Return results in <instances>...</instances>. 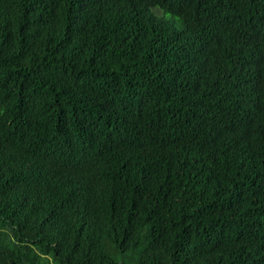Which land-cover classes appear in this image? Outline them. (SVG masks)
<instances>
[{
    "label": "trees",
    "instance_id": "trees-1",
    "mask_svg": "<svg viewBox=\"0 0 264 264\" xmlns=\"http://www.w3.org/2000/svg\"><path fill=\"white\" fill-rule=\"evenodd\" d=\"M0 264H264V0H0Z\"/></svg>",
    "mask_w": 264,
    "mask_h": 264
}]
</instances>
